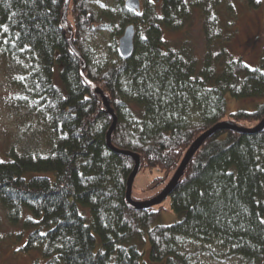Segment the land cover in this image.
Listing matches in <instances>:
<instances>
[{"label": "trees", "instance_id": "16d2710c", "mask_svg": "<svg viewBox=\"0 0 264 264\" xmlns=\"http://www.w3.org/2000/svg\"><path fill=\"white\" fill-rule=\"evenodd\" d=\"M123 1L112 16L95 0H71L68 18L86 76L110 98L117 117L113 146L164 175L154 188L169 182L215 125L227 120L254 128L264 119V51L255 68L232 55L234 25L221 27L215 0L147 3L141 14ZM245 2L256 10L264 0ZM64 4L0 0V53L11 66L16 102L50 131L46 157L0 156V207L14 225L23 223L20 252L38 253L34 264H202V248L191 250L190 243L203 242L219 244L225 260L264 264V130H224L208 139L169 197L177 221L155 225L162 209L138 211L127 202L135 162L108 146L113 118L81 78L62 26ZM195 8L207 45L202 67L191 58L189 39L181 46L163 39L165 31L183 32ZM132 25L133 55L95 67L91 40L110 30L117 46ZM228 98L262 104L228 113Z\"/></svg>", "mask_w": 264, "mask_h": 264}, {"label": "rangeland", "instance_id": "374dc122", "mask_svg": "<svg viewBox=\"0 0 264 264\" xmlns=\"http://www.w3.org/2000/svg\"><path fill=\"white\" fill-rule=\"evenodd\" d=\"M119 1L121 0H95V5L100 8L101 12L104 9H110L112 16H115L119 12ZM149 1L157 4L156 6L159 8L163 0H141L143 3ZM215 1L218 3L221 27L225 28L227 24L231 23L234 25L230 27L231 32L235 31L229 46L232 55L242 59L252 68L257 67L264 51V3L259 9L251 10L245 0ZM123 2L125 4L126 0ZM201 15L200 11L195 8L187 28L183 32L165 31L163 36L165 41L174 46H181L189 39L190 44H193L191 45L193 49L191 58L199 61L200 67L204 65L207 56ZM68 21L70 24L71 19L68 18ZM90 47L93 50L92 64L95 67L114 63L118 58L115 49L116 40L110 30H105L92 39ZM213 54H219V49L216 48ZM10 69V63L0 53V156L5 157L15 153L46 157L50 151L49 127L42 118L32 115L17 104L15 95L17 90L11 85ZM259 103L262 104V101L228 98V113H234L238 110L252 112L255 111ZM224 122L231 121L226 120ZM242 124L245 125L244 127L248 126L246 123ZM159 177H164L159 170L142 169L134 183L133 200L143 203L157 197L171 181L170 179L164 186L162 184L151 188L153 182ZM170 205L171 202L168 198L162 204L152 207L163 210L155 225H170L177 221L178 217L172 212ZM22 233L23 223L14 225L10 220L8 211L0 207V264H34L38 259L39 255L36 252L31 254L20 252L26 243L23 238H17ZM190 244H192L191 250L202 248L199 257L202 264H239L237 259L225 260V251L218 246L219 244L203 242Z\"/></svg>", "mask_w": 264, "mask_h": 264}, {"label": "water", "instance_id": "95a60500", "mask_svg": "<svg viewBox=\"0 0 264 264\" xmlns=\"http://www.w3.org/2000/svg\"><path fill=\"white\" fill-rule=\"evenodd\" d=\"M70 4H71V0H65V4H64V8H63V14H62V26H63V29L70 34V39H69L70 47H71L72 51L74 52V54L81 61L82 68H81L80 75H81L82 80L88 86H90L91 89L96 94H98L101 98H103L104 105H105L106 109L108 110L109 114L113 118L112 127L110 128V130L108 132V146L111 150H113L117 153L124 154L127 156H131L135 162L133 172H132V174L129 177L128 182H127V193H126L127 202L129 204V206L131 208H133L134 210L139 211V210L149 209V208H152L154 206H158V205L162 204L164 201H166L170 197V195L173 193L175 188L179 185V183H180L182 177L184 176V173H185L189 163L193 159V157L200 150V148L205 144V142L208 139H210L212 136H214L217 132L224 131V130H230V131H234V132L241 133V134H257V133H260L264 130V119L254 128L240 127V126H238L232 122H221V123L215 125L211 129L206 131L204 134H202L194 142V144L190 147V149L187 152L182 164L179 166L178 170L174 174V176L171 179V181L169 182V184L164 188V190L157 197H155L154 199H152L150 201L143 202V203L135 202L132 198V194H133L135 180H136L138 174L141 172V169H142V160L138 154L120 151L116 147H114L112 144V135L116 129L118 120H117V117H116L114 111L112 110L110 98L102 91V89H100L95 84H93L86 76L87 63H86L84 57L81 55L80 52H78V50L76 49V47L74 45V33H73L71 26L69 24V21H68V12H69V8H70ZM125 5L129 11H133V12H136V11L140 12L141 11L140 0H126ZM134 41H135V28L132 25V26H129L126 28L125 33L119 42V51H120L121 56L124 59H128L133 55V53H134Z\"/></svg>", "mask_w": 264, "mask_h": 264}, {"label": "flooded vegetation", "instance_id": "af4514ba", "mask_svg": "<svg viewBox=\"0 0 264 264\" xmlns=\"http://www.w3.org/2000/svg\"><path fill=\"white\" fill-rule=\"evenodd\" d=\"M140 3H141V11H142V9H143V7H144V5L145 4H152V5H157V4H155V3H153V2H151V1H149V2H146V3H143V2H141V0H140ZM141 11L140 12H138V11H136V13H138V14H141ZM133 12V11H132ZM134 26V25H133ZM135 36H136V32H135ZM121 39V38H120ZM119 42H120V40H119ZM116 51L119 53L118 54V58H117V60L116 61H114V63H119L120 62V60L121 59H124L122 56H121V54H120V51H119V45L117 44V46H116ZM113 63V62H112ZM111 63V64H112Z\"/></svg>", "mask_w": 264, "mask_h": 264}, {"label": "snow or ice", "instance_id": "6c2138e0", "mask_svg": "<svg viewBox=\"0 0 264 264\" xmlns=\"http://www.w3.org/2000/svg\"><path fill=\"white\" fill-rule=\"evenodd\" d=\"M53 2H55V0H53ZM261 223H264V220H262Z\"/></svg>", "mask_w": 264, "mask_h": 264}]
</instances>
